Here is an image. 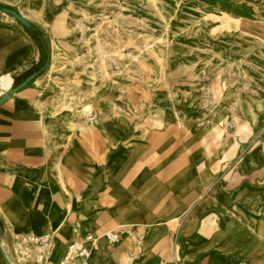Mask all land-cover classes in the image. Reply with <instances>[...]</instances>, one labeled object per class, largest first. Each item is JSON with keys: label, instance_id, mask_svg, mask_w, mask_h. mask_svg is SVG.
<instances>
[{"label": "rangeland", "instance_id": "rangeland-1", "mask_svg": "<svg viewBox=\"0 0 264 264\" xmlns=\"http://www.w3.org/2000/svg\"><path fill=\"white\" fill-rule=\"evenodd\" d=\"M0 4L36 28L0 10V60L16 52L1 31L34 32L45 70H30L40 73L32 87L64 139L109 133L112 154L136 134L183 133L211 181L234 178L239 167L264 168V0ZM54 54L57 67L47 76ZM12 77L0 97L25 80ZM117 119L122 133L107 126ZM97 154L94 164H102ZM18 241L35 260L21 235Z\"/></svg>", "mask_w": 264, "mask_h": 264}, {"label": "crops", "instance_id": "crops-1", "mask_svg": "<svg viewBox=\"0 0 264 264\" xmlns=\"http://www.w3.org/2000/svg\"><path fill=\"white\" fill-rule=\"evenodd\" d=\"M1 36L16 52L0 72L18 80L41 68L33 31ZM34 80L0 103V264H41L20 245L25 233L52 234L46 264L89 233L99 236L91 264H264V168L211 181L185 134L169 131L136 134L112 154L109 133L69 141L43 114Z\"/></svg>", "mask_w": 264, "mask_h": 264}, {"label": "built area", "instance_id": "built-area-1", "mask_svg": "<svg viewBox=\"0 0 264 264\" xmlns=\"http://www.w3.org/2000/svg\"><path fill=\"white\" fill-rule=\"evenodd\" d=\"M105 235L112 243H117L121 240V236L116 230H110ZM98 237L89 233L83 237L73 238L67 244L64 256L56 264H91L90 247L96 245ZM21 242L31 246L36 261L41 264L47 263L49 251L53 246L51 233H25L21 235Z\"/></svg>", "mask_w": 264, "mask_h": 264}, {"label": "water", "instance_id": "water-1", "mask_svg": "<svg viewBox=\"0 0 264 264\" xmlns=\"http://www.w3.org/2000/svg\"><path fill=\"white\" fill-rule=\"evenodd\" d=\"M0 10H2L3 12L6 13H10L12 14L16 19H18L24 26L31 28L32 27V23L30 20H28L24 15H22L20 12L10 8V7H3ZM38 73L37 72H33L32 74H30L29 76H27L25 78L24 81H22L21 83H19L18 85H14L12 86L9 90H7L6 92H3L1 97H0V103H2L3 101H5L7 98H9L11 95H13L15 92H17L18 90L24 88L26 85H28L32 80H34L37 77ZM11 264V263H9Z\"/></svg>", "mask_w": 264, "mask_h": 264}, {"label": "bare ground", "instance_id": "bare-ground-1", "mask_svg": "<svg viewBox=\"0 0 264 264\" xmlns=\"http://www.w3.org/2000/svg\"><path fill=\"white\" fill-rule=\"evenodd\" d=\"M57 57L55 56V54L53 55L52 57V61H51V64H50V67L47 71V76L50 75V74H53V72L56 70V67H57ZM13 82V77H12V74L9 73V72H4L2 74H0V93L2 92V90L4 89H7L11 86ZM124 122L122 121V119H117L115 120L114 122H112L111 124H108L107 126H115L116 129L119 131V132H123L124 130ZM255 163V162H254ZM102 238H105L104 237V234H101ZM99 239V238H98ZM98 239L96 240V244L98 242ZM56 246H54L53 250H52V254L55 250ZM93 247H90V257L93 253Z\"/></svg>", "mask_w": 264, "mask_h": 264}, {"label": "trees", "instance_id": "trees-1", "mask_svg": "<svg viewBox=\"0 0 264 264\" xmlns=\"http://www.w3.org/2000/svg\"><path fill=\"white\" fill-rule=\"evenodd\" d=\"M3 7H9V6H8V5H5V4H0V9L3 8ZM31 29H36V28H35L34 26H32ZM39 37H40V35H39ZM39 37H38V38H39ZM39 39H40V41H41V43H42V45H43V47H44V51H45L46 53H49V50L47 49L46 46H44L41 37H40ZM44 70H45L44 68H41V69H39V72L42 73ZM40 73H39V74H40ZM39 74H38V75H39Z\"/></svg>", "mask_w": 264, "mask_h": 264}]
</instances>
